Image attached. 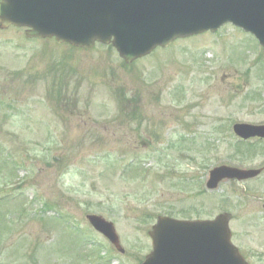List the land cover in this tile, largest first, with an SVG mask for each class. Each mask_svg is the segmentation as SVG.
I'll return each instance as SVG.
<instances>
[{
    "label": "rangeland",
    "instance_id": "374dc122",
    "mask_svg": "<svg viewBox=\"0 0 264 264\" xmlns=\"http://www.w3.org/2000/svg\"><path fill=\"white\" fill-rule=\"evenodd\" d=\"M137 63L125 67L109 47L86 52L0 31V264H77L75 255L91 245L99 255L87 252L83 264L100 255L107 264H141L159 216L222 213L232 215L249 262L264 264V173L206 189L217 166L264 167V146L255 145L256 155L248 145L238 152L232 130L264 124V50L225 26ZM117 91L131 100L126 113ZM132 158L143 166L123 174ZM11 161L15 168H2ZM89 214L116 225L125 255L89 226ZM63 215L86 235L82 245L57 225Z\"/></svg>",
    "mask_w": 264,
    "mask_h": 264
},
{
    "label": "water",
    "instance_id": "95a60500",
    "mask_svg": "<svg viewBox=\"0 0 264 264\" xmlns=\"http://www.w3.org/2000/svg\"><path fill=\"white\" fill-rule=\"evenodd\" d=\"M227 23L264 46V0H0V29L26 27L31 38H56L79 48L113 44L127 63ZM235 132L244 139L264 138V126L238 125ZM259 173L219 167L211 172L208 187ZM88 219L118 245L111 223L97 216ZM150 236L154 251L144 264H247L231 244L226 215L206 222L160 218Z\"/></svg>",
    "mask_w": 264,
    "mask_h": 264
},
{
    "label": "trees",
    "instance_id": "16d2710c",
    "mask_svg": "<svg viewBox=\"0 0 264 264\" xmlns=\"http://www.w3.org/2000/svg\"><path fill=\"white\" fill-rule=\"evenodd\" d=\"M122 96V95H121ZM137 109H138V107H137Z\"/></svg>",
    "mask_w": 264,
    "mask_h": 264
}]
</instances>
